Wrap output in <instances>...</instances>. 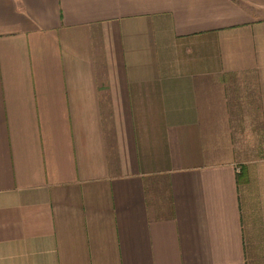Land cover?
<instances>
[{
	"label": "crops",
	"instance_id": "0c3cea01",
	"mask_svg": "<svg viewBox=\"0 0 264 264\" xmlns=\"http://www.w3.org/2000/svg\"><path fill=\"white\" fill-rule=\"evenodd\" d=\"M245 123L264 0H0V264H264Z\"/></svg>",
	"mask_w": 264,
	"mask_h": 264
},
{
	"label": "rangeland",
	"instance_id": "374dc122",
	"mask_svg": "<svg viewBox=\"0 0 264 264\" xmlns=\"http://www.w3.org/2000/svg\"><path fill=\"white\" fill-rule=\"evenodd\" d=\"M264 123H245L240 131H237L235 138L230 137L231 144H234L233 158L234 164L239 168L243 175L249 174V183L243 182L244 194L247 207L250 199L255 192V185H264V137L259 127ZM231 135L235 131H231ZM262 253V251H258ZM258 253V255H260Z\"/></svg>",
	"mask_w": 264,
	"mask_h": 264
}]
</instances>
